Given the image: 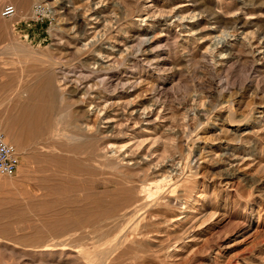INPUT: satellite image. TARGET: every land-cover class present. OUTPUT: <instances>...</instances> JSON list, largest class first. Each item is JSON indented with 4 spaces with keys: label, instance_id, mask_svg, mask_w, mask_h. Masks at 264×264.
I'll use <instances>...</instances> for the list:
<instances>
[{
    "label": "rangeland",
    "instance_id": "1",
    "mask_svg": "<svg viewBox=\"0 0 264 264\" xmlns=\"http://www.w3.org/2000/svg\"><path fill=\"white\" fill-rule=\"evenodd\" d=\"M36 2L53 8L51 25L33 20ZM7 3L0 133L20 164L0 175V264H264V0ZM107 65L92 95L133 117L107 139L77 129L72 142L75 103ZM49 81L47 122L28 126L21 115L48 104ZM131 133L140 145L102 155L103 140ZM71 156L76 173L64 168Z\"/></svg>",
    "mask_w": 264,
    "mask_h": 264
},
{
    "label": "bare ground",
    "instance_id": "2",
    "mask_svg": "<svg viewBox=\"0 0 264 264\" xmlns=\"http://www.w3.org/2000/svg\"><path fill=\"white\" fill-rule=\"evenodd\" d=\"M76 7H78V6H76ZM16 8V7H15ZM79 8V7H78ZM90 10V9H89ZM85 11V10H84ZM83 11V12H84ZM98 12V11H97ZM161 12V11H160ZM96 13V12H95ZM94 13V14H95ZM81 14V13H80ZM78 15V14H77ZM81 15H84V14H81ZM91 15V14H90ZM85 16V15H84ZM84 16H79V17H77V18H79V19H83L84 18ZM85 19H86V17H85ZM86 24V23H85ZM94 34V33H93ZM88 44V43H87ZM86 45V44H85ZM84 45V46H85ZM76 48V47H75ZM79 48V47H78ZM78 48L76 49V50H78ZM111 49H112V47H111ZM75 50V51H76ZM79 50H81L80 48H79ZM113 50H111L110 52H106L105 53V55H104V58H109L110 57V55H112L113 56ZM124 55V54H123ZM103 57V56H102ZM93 58V57H92ZM111 58H113V57H111ZM121 58V57H120ZM126 58V57H125ZM110 59V58H109ZM118 59V58H117ZM111 60V59H110ZM118 60H121V59H118ZM122 61V60H121ZM121 61H120V63H121ZM101 62V61H100ZM99 65V64H98ZM109 65V64H108ZM107 65V66H108ZM110 65H111V63H110ZM99 68V69H98ZM98 68L96 67V69H98L97 71L99 72V71H102V67H99L98 66ZM93 69V68H92ZM92 69H90V70H92ZM96 69H94V70H96ZM113 70H115V67L112 65V66H108L106 69L105 68H103V75H101L102 77L105 75V77L106 78H101L99 81V83H94V85H87L86 87H85V90H84V92L83 93H81L82 95H80V97L78 98V101H76V103L75 104H77L78 106H79V112H80V115H77L76 116V118H73V121L74 122H81V128H77V126H79V125H75V123L72 121L70 124H68L67 126H68V130L69 131H67V132H69V134H70V132H71V137L73 136V139L74 140H72V142L73 141H75L76 139L74 138L75 137V135H76V132H78L77 131V129L78 130H81L82 129V132H83V135L85 136V132L87 133L88 132V135L89 134H93V133H97V134H100L101 136H103L104 138L107 136V132H109L110 131V129L112 130L114 127H118V126H124L125 127V125H124V123H126V121L130 118V117H133L132 116V114H133V112H129V113H126L127 111L126 110H124L125 109V106L126 105H124V106H122L121 108H118L119 109V111L117 110V109H113V110H108V106H107V101L105 100V99H102V100H105L104 101V103H100V102H98V101H96V99H98L99 98V96L98 95H92L93 94V91L92 90H94V86L96 85H98L99 84V86H100V84L101 85H104L105 84V80L106 79H108V78H110L111 76L110 75H107V74H112V71ZM87 71V70H86ZM87 72H89V71H87ZM91 72V71H90ZM96 72V71H95ZM97 72V73H98ZM92 73V72H91ZM64 74V73H63ZM94 74V73H93ZM92 74V75H93ZM92 75H90L91 77H92ZM98 75V74H97ZM90 76H88V77H90ZM100 77V76H99ZM99 77H98V79H99ZM56 80V79H55ZM64 79H58V80H56L57 81V87L59 88V89H61L62 90V88H63V86H65V81H63ZM91 80V79H90ZM93 80V79H92ZM46 81H47V79H46ZM76 81H78V79L76 80ZM88 81V80H87ZM109 81V80H108ZM45 83V82H44ZM75 83V82H74ZM107 84V83H106ZM105 84V85H106ZM44 85V84H43ZM56 85V84H55ZM86 85V84H85ZM66 86H67V83H66ZM98 86V87H99ZM107 86V85H106ZM54 87H56V86H53L52 84H51V82L49 81L48 83H46V85H45V87H44V93L47 95L46 97H47V99L49 100V102H48V104L46 105V106H44V107H39L40 109L39 110H36V111H33L32 113L31 112H27L26 114H24L23 116L21 115V118H22V122L23 123H25L26 125H28V126H30V125H39V124H41V125H45V122H47V120H45L44 119V116H47V112L49 111V107H50V105L52 104V102H53V100L55 99V91H54ZM56 87V88H57ZM101 87V86H100ZM83 88V87H82ZM95 88H97V87H95ZM102 88H105V87H103L102 86ZM108 88V87H107ZM69 91V90H68ZM63 92H65V91H63ZM73 92H75V93H78V90H77V88H74V90H73ZM73 92H71V93H73ZM56 93H57V90H56ZM74 94V93H73ZM31 95H34V93L33 92H31ZM30 95V96H31ZM61 95H63V94H61ZM68 95V94H67ZM104 97H105V95H104ZM70 98V97H69ZM103 98V97H102ZM33 99H34V96H33ZM61 100V99H60ZM63 100V99H62ZM75 100V99H74ZM77 100V99H76ZM99 100H101V98L99 99ZM64 101V100H63ZM65 102H67V101H65ZM68 103V102H67ZM121 103V102H120ZM122 104V103H121ZM33 105V104H32ZM31 105V106H32ZM68 105H69V103L67 104V108H68ZM110 105V104H109ZM26 107H29L28 105L26 106ZM26 107H25V109H26ZM69 107H70V105H69ZM127 107V106H126ZM31 108V107H30ZM128 108V107H127ZM29 108H27L26 110H28ZM30 110V109H29ZM34 110V109H33ZM32 111V110H31ZM112 111V112H111ZM131 111V110H130ZM132 111H134V110H132ZM147 111V110H146ZM67 112H68V110H67ZM66 112V113H67ZM135 112V111H134ZM22 113H24V111L22 112ZM78 113V112H77ZM143 113H146V115H147V113L148 112H145V111H143ZM142 113V114H143ZM67 115V114H66ZM65 114H64V118L66 119V116ZM145 115V114H144ZM145 115V116H146ZM127 116H129L127 119L125 118V117H127ZM92 117H93V119H95L96 121H97V123L98 124H96V121L95 122H93V120H92ZM67 120H68V118H67ZM76 120H78V121H76ZM123 120H126L125 122H123ZM136 120V119H135ZM65 121V120H64ZM137 121V120H136ZM136 121H135V123H136ZM115 123V124H114ZM67 124V123H66ZM106 125L107 124V126L105 127L104 125ZM128 124V123H127ZM99 125H101V126H103L104 128H106V129H102L103 127H101V126H99ZM66 126V127H67ZM119 127V128H120ZM118 128V130L120 131V132H122V133H124V131H122V130H120ZM115 129V128H114ZM113 131H115V130H113ZM66 132V133H67ZM117 132V131H116ZM7 134H8V132H7ZM10 134V133H9ZM8 134V138H9V135ZM67 135V136H70V135ZM82 134V133H81ZM105 134V135H104ZM118 134V133H117ZM77 136H79V135H77ZM102 137V138H103ZM103 138V139H104ZM136 138H138L134 133H131V134H129V136L127 137V139H126V142H124V144H121V145H113V147L112 148H110V146H111V144L109 145V147L107 146V144H108V140H100V141H102V143H100L99 144V146H100V150H101V153H103L102 155H104L105 156V158L106 159H108V158H110V157H112L113 155H114V153L112 154V156L110 155H107L109 152H114V150L118 147L119 149H123L124 147H126V146H128L129 145V143H131V142H133V146L134 147H137L138 145H140L141 144V142H138L137 141V139ZM11 139V138H10ZM71 139V138H70ZM85 139V138H84ZM105 139H107V138H105ZM81 140V139H80ZM96 140V139H95ZM133 140V141H132ZM131 141V142H130ZM99 142V141H98ZM71 143V142H70ZM112 143V142H111ZM114 143V142H113ZM110 149V150H108V148ZM132 147V146H131ZM89 148V147H88ZM139 148H140V146H139ZM74 150H75V148H74ZM126 150V149H125ZM89 151H91V150H89ZM127 151V150H126ZM137 152V151H136ZM90 153V152H89ZM135 153V152H134ZM148 153V152H147ZM95 154V152H93V155ZM98 154V153H97ZM115 154H118V153H115ZM93 155H92V157H93ZM99 155V154H98ZM119 155V154H118ZM109 156V157H108ZM116 156V155H115ZM101 157V156H100ZM117 157V156H116ZM121 157V156H120ZM126 157V156H125ZM94 158V157H93ZM96 158V157H95ZM137 158H140V157H137ZM146 158V157H145ZM64 159H65V165H64V168H66V169H68V170H71V171H74L75 173H76V171H77V164H76V160H75V157H73V156H71V157H64ZM122 159H123V157H122ZM98 160V159H97ZM125 160V159H124ZM131 160V158L129 159V160H127L126 162H128V161H130ZM139 160H141V159H139ZM172 160V159H171ZM95 161H96V159H95ZM106 162H108L109 163V165L110 166H108V167H114V168H118V169H122L123 168V166L121 165V164H119V163H116V162H114V161H112L113 163H110L108 160L106 161ZM105 162V163H106ZM131 162V161H130ZM99 163V162H98ZM101 163H102V161H101ZM105 163H103V164H105ZM132 163V162H131ZM134 164V163H133ZM132 164V165H133ZM156 164V163H155ZM155 164H154V166H155ZM83 165V164H82ZM97 165V164H96ZM164 165V164H163ZM176 165V164H175ZM102 166V165H101ZM131 166V165H130ZM130 166H128V167H130ZM134 166V165H133ZM132 166V167H133ZM138 166V165H137ZM104 167L106 168V166H103V169H104ZM131 167V168H132ZM141 167V166H140ZM139 166H138V169L140 168ZM156 167V166H155ZM154 167V168H155ZM84 168V167H83ZM130 168V169H131ZM145 168V167H144ZM94 169H95V167H94ZM112 169V168H111ZM133 169V168H132ZM99 170V169H98ZM110 170V169H109ZM78 171H80V169L78 170ZM103 171V170H102ZM105 171V170H104ZM103 171V172H104ZM112 171V170H111ZM155 171V170H154ZM100 172V171H99ZM113 172H114V170H113ZM117 172V171H116ZM137 172V171H136ZM138 172H139V170H138ZM142 172H144V170L142 171ZM141 171H140V173H142ZM73 173V172H72ZM111 173V172H110ZM122 173V171L120 172V174ZM116 174V173H115ZM114 174V175H115ZM118 174V173H117ZM116 174V175H117ZM119 174V175H120ZM123 174V173H122ZM125 174V173H124ZM123 174V175H124ZM145 174V173H144ZM113 175V176H114ZM122 175V176H123ZM126 175V174H125ZM137 175H139V174H137ZM136 175V176H137ZM159 175V174H158ZM110 176V175H109ZM131 176V175H130ZM115 177V176H114ZM132 177V176H131ZM134 177V176H133ZM140 177V176H139ZM143 177L145 178V176L143 175ZM163 177H164V175H163ZM162 177V178H163ZM121 178V177H120ZM125 178V177H124ZM141 178V177H140ZM155 178H156V176H155ZM160 178H161V175H160ZM159 178V179H160ZM139 179V178H138ZM112 180H114L119 186H120V182L116 179V178H113ZM101 181V180H100ZM135 181V180H134ZM97 182V181H96ZM95 182V183H96ZM122 182V181H121ZM100 183V182H99ZM115 183V184H116ZM136 183V182H135ZM92 184V183H91ZM94 184V183H93ZM113 184H114V182H113ZM112 183H111V185H113ZM114 184V185H115ZM116 184V185H117ZM133 184V183H132ZM132 184H131V186H132ZM101 185V184H100ZM108 185V184H107ZM110 185V186H111ZM117 185V186H118ZM106 187V186H105ZM97 188V187H96ZM93 189H95V188H93ZM144 190V189H143ZM125 191V190H124ZM146 193V192H145ZM157 200V199H156ZM130 201V200H129ZM122 203V202H121ZM119 204L117 203V206H118ZM121 206V205H120ZM161 207V206H160ZM110 208V207H109ZM111 210V209H110ZM109 210V211H110ZM96 212V211H95ZM111 212V211H110ZM109 213V212H108ZM111 213H113V212H111ZM120 213V212H119ZM114 214H116V213H114ZM121 214V213H120ZM104 215H105V213H104ZM100 216V215H99ZM108 216V215H107ZM109 218V217H108ZM178 219H180L179 217H177ZM93 220V219H92ZM96 220V219H95ZM105 220V219H104ZM103 220V221H104ZM113 220V219H112ZM173 221V220H172ZM95 222V221H94ZM108 222H109V220H108ZM179 223V222H178ZM97 224V223H96ZM100 225V224H99ZM120 225V224H119ZM111 226V225H110ZM105 227V226H104ZM106 228V227H105ZM116 228V227H115ZM114 230V229H113ZM143 234V233H142ZM143 235H145V234H143ZM155 240V239H154ZM175 242V241H174ZM171 246H174V243L172 244H170V245H167L166 246V250H167V252L168 253H170L171 251H170V249H169V247H171ZM175 248V247H174ZM111 249H113V247L111 248ZM179 250H182V248H179ZM110 251V250H109ZM112 251V250H111ZM151 252V251H150Z\"/></svg>",
    "mask_w": 264,
    "mask_h": 264
},
{
    "label": "built area",
    "instance_id": "3",
    "mask_svg": "<svg viewBox=\"0 0 264 264\" xmlns=\"http://www.w3.org/2000/svg\"><path fill=\"white\" fill-rule=\"evenodd\" d=\"M16 14V8L13 4H5L0 15L3 18H10ZM54 11L49 5L36 2L32 8L33 20L40 24L51 25L54 21ZM20 164V156L14 145L8 143L2 133H0V175L11 176L17 172Z\"/></svg>",
    "mask_w": 264,
    "mask_h": 264
}]
</instances>
